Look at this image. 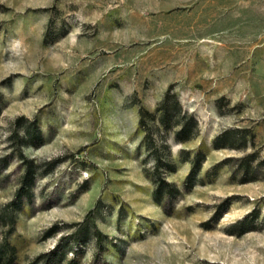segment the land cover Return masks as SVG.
I'll return each instance as SVG.
<instances>
[{
    "label": "rangeland",
    "instance_id": "1",
    "mask_svg": "<svg viewBox=\"0 0 264 264\" xmlns=\"http://www.w3.org/2000/svg\"><path fill=\"white\" fill-rule=\"evenodd\" d=\"M168 91L199 122L190 141L141 126ZM237 128L246 150L214 148ZM182 150L205 155L193 177ZM254 151L264 0H0V243L17 264H264V171L242 183L226 162ZM157 157L180 194L156 198Z\"/></svg>",
    "mask_w": 264,
    "mask_h": 264
},
{
    "label": "trees",
    "instance_id": "2",
    "mask_svg": "<svg viewBox=\"0 0 264 264\" xmlns=\"http://www.w3.org/2000/svg\"><path fill=\"white\" fill-rule=\"evenodd\" d=\"M148 122L154 123L156 128V125H158L157 129L159 130L174 131L176 139L180 142L190 141L200 132L199 122L196 117L184 112L180 100L171 91H168L164 100L157 108L156 113L146 110L141 112V126L143 128L147 127ZM248 135L249 131L247 129L226 130L214 139L213 146L215 149L230 148L246 150L251 144ZM161 138L165 139V136L161 135ZM29 143L31 142H24V145H28ZM164 148L170 151L167 142H164ZM180 156L182 161L189 160L192 162L193 172L191 177L195 176L202 169L205 160L203 153L200 152L194 158H191L189 152L182 150ZM157 159L156 198L162 199L166 193H169L171 196L180 194V188L168 182L163 172H161L163 158L157 157ZM226 162H234L236 164L237 172L244 176L241 180L242 183L256 180L259 177V173L264 171V157L258 151L246 153L237 158H229ZM169 169H174V166L170 165ZM38 173V166L35 165L34 161H28L27 169L18 189V200L22 201L24 198H32V187ZM16 259V248L12 247L7 241L0 243V264H17Z\"/></svg>",
    "mask_w": 264,
    "mask_h": 264
}]
</instances>
